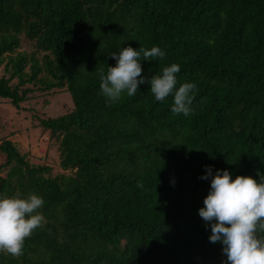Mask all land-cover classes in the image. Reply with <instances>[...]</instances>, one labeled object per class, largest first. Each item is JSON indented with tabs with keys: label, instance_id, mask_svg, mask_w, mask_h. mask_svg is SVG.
Instances as JSON below:
<instances>
[{
	"label": "trees",
	"instance_id": "1",
	"mask_svg": "<svg viewBox=\"0 0 264 264\" xmlns=\"http://www.w3.org/2000/svg\"><path fill=\"white\" fill-rule=\"evenodd\" d=\"M127 46L165 52L140 61L145 79L180 66L177 88L196 85L189 116L147 83L106 103L98 71ZM0 68V101L16 111L33 89L71 104L27 119L55 139L66 174L29 165L0 139V197L35 193L45 218L23 255L0 253V264L226 262L198 215L211 179L200 177L205 166L264 176V0H0Z\"/></svg>",
	"mask_w": 264,
	"mask_h": 264
},
{
	"label": "clouds",
	"instance_id": "2",
	"mask_svg": "<svg viewBox=\"0 0 264 264\" xmlns=\"http://www.w3.org/2000/svg\"><path fill=\"white\" fill-rule=\"evenodd\" d=\"M110 57L116 65L108 66L106 72L98 71L100 94L108 105L122 99L124 94L134 96L139 86L147 83L156 101L172 97L173 114L190 115L196 85L183 83L177 88L178 64L163 67L160 74L149 79L142 76L140 61L164 59L161 48L137 50L127 46ZM209 177L210 190L198 215L211 227L209 241L223 246L226 262L222 264H264V176L259 182L251 176L237 175L232 179L228 170H217L213 175L211 166H205V175L200 179ZM43 205V198L35 193L0 197V253L13 258L23 255L25 240L45 222L38 211Z\"/></svg>",
	"mask_w": 264,
	"mask_h": 264
},
{
	"label": "rangeland",
	"instance_id": "3",
	"mask_svg": "<svg viewBox=\"0 0 264 264\" xmlns=\"http://www.w3.org/2000/svg\"><path fill=\"white\" fill-rule=\"evenodd\" d=\"M32 43L21 39V52L26 54L32 51ZM3 74L0 68V75ZM14 84V83H12ZM26 88H31L25 85ZM33 91L27 95L25 102L20 106L26 113L16 111L6 101H0V139L9 138L13 147L20 156L31 166L48 165L50 166V176L54 177L59 174H66L61 171L58 164V152L56 150L57 142L53 138H48V133L40 127L29 124L27 119L31 120V124L35 122V118L45 119L63 114L70 110L71 104L63 91L58 92H40ZM2 103H7L3 105ZM32 118H29L30 116ZM3 128V130H1ZM5 128H11L4 130ZM11 130V131H10ZM10 133L8 134V132ZM4 155L0 152V176L4 177L9 166H4Z\"/></svg>",
	"mask_w": 264,
	"mask_h": 264
},
{
	"label": "crops",
	"instance_id": "4",
	"mask_svg": "<svg viewBox=\"0 0 264 264\" xmlns=\"http://www.w3.org/2000/svg\"><path fill=\"white\" fill-rule=\"evenodd\" d=\"M28 126V124H26V127ZM7 129H11V128H5L4 130H7ZM1 130H3V128L1 129ZM11 131V130H10ZM10 131L8 132V134L10 133ZM6 139H9V138H6ZM9 141H11V140H9Z\"/></svg>",
	"mask_w": 264,
	"mask_h": 264
},
{
	"label": "water",
	"instance_id": "5",
	"mask_svg": "<svg viewBox=\"0 0 264 264\" xmlns=\"http://www.w3.org/2000/svg\"><path fill=\"white\" fill-rule=\"evenodd\" d=\"M161 264H166V261H162Z\"/></svg>",
	"mask_w": 264,
	"mask_h": 264
}]
</instances>
